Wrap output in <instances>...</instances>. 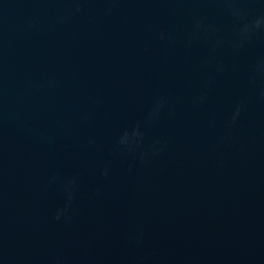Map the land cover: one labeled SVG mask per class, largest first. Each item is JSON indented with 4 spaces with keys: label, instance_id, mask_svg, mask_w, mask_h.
I'll return each instance as SVG.
<instances>
[{
    "label": "water",
    "instance_id": "95a60500",
    "mask_svg": "<svg viewBox=\"0 0 264 264\" xmlns=\"http://www.w3.org/2000/svg\"><path fill=\"white\" fill-rule=\"evenodd\" d=\"M0 264H264V0H0Z\"/></svg>",
    "mask_w": 264,
    "mask_h": 264
}]
</instances>
